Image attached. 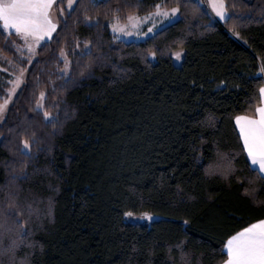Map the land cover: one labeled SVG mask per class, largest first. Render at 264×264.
Segmentation results:
<instances>
[{
  "label": "trees",
  "instance_id": "1",
  "mask_svg": "<svg viewBox=\"0 0 264 264\" xmlns=\"http://www.w3.org/2000/svg\"><path fill=\"white\" fill-rule=\"evenodd\" d=\"M224 2L220 23L197 0H59L31 63L0 27V63L26 69L0 124V212L23 235L0 228V264H223L228 238L264 220V180L235 125L262 103L264 0ZM156 4L180 19L144 42L114 40L115 16ZM147 212L160 219H125Z\"/></svg>",
  "mask_w": 264,
  "mask_h": 264
},
{
  "label": "snow or ice",
  "instance_id": "2",
  "mask_svg": "<svg viewBox=\"0 0 264 264\" xmlns=\"http://www.w3.org/2000/svg\"><path fill=\"white\" fill-rule=\"evenodd\" d=\"M68 7L71 8L73 0H67ZM56 0H0V26L7 32L14 30L15 34L24 41L27 48L28 62L31 63V58L35 55L36 46L45 37L49 39L52 33L56 31L57 24L52 19V9ZM211 6L216 15L222 19H227L225 15L224 0H210ZM156 10L155 15L166 17L169 15L168 11H162V5L156 4L153 6ZM118 11V10H117ZM177 8H172L171 13L175 16ZM63 12L61 11V15ZM153 13H149L144 19H151ZM85 20L88 16L85 15ZM115 23L112 25L113 32H123L125 35L130 34L131 29H136L142 18L136 15H128L126 17L127 23L121 24L119 17L115 16ZM148 31H152L151 28ZM17 52H23V49L17 46ZM63 55V52L61 53ZM154 56L155 53H152ZM177 57L179 58L178 54ZM23 58V57H22ZM11 63V62H9ZM24 70H20V75L16 76L15 80H10L8 83L12 84V89L9 90V99L15 93L16 87L20 85L23 78ZM261 94H264V88L260 89ZM43 98L44 93H40ZM8 100L0 103V114H2L7 107ZM258 118L237 115L235 117L236 126L239 128L240 138L243 140L244 150L247 152V157L251 161L250 171L257 173V178L264 180V107L256 109ZM49 113H44V118L47 120ZM209 121L213 118L210 116ZM29 147L25 141L24 148ZM225 158L220 155V161ZM226 173L231 171L230 161L227 166L222 163L209 165V171L215 172L222 170ZM11 219L10 214L0 212V228H5L12 231L13 226L18 236L23 235V226L19 221H13L12 225L8 224ZM187 223V221H185ZM13 246L16 242L13 241ZM227 249V259L223 264H264V220L253 223L245 227L241 231L236 232L230 236L224 245Z\"/></svg>",
  "mask_w": 264,
  "mask_h": 264
},
{
  "label": "rangeland",
  "instance_id": "3",
  "mask_svg": "<svg viewBox=\"0 0 264 264\" xmlns=\"http://www.w3.org/2000/svg\"><path fill=\"white\" fill-rule=\"evenodd\" d=\"M58 1L59 0H56V3H54L53 9H52V19L54 20V22H56L57 25H58V20H59V14H58L59 12H58V9H57ZM94 1L95 2H99V1H102V0H94ZM197 1L200 2L201 4L205 5L209 9V11L216 18H218L220 20H223L222 18H220L219 16L216 15L215 11L213 10V8L211 6L210 0H197ZM76 2H77V0H73L72 7L69 8L68 4H67V8L69 10L73 9V7L75 6ZM225 9H226V7H225ZM161 10L162 11H168L169 15L166 16V17H161V16H158V15H155L156 11L153 13V16H152L151 19H144L147 15H136V16L141 17L143 22L140 23L136 29H131L130 30V34H128V35H125L123 32H115V33L113 32L112 25H113V23L116 22L115 19H113L112 21H110L108 23V25H109L110 31H111V33H112V35L114 37V40L115 41H119V42H125V43H130V42L140 43V42H144L147 39L153 37L160 30L164 29L165 27H167V26H169L171 24H174L175 22H177L180 19L179 9L176 12L175 16L172 15L171 9L162 8ZM225 15L228 16L227 10L225 11ZM119 21H120V23L122 25L127 23L126 19L125 20L119 19ZM0 27L2 28V26H0ZM149 28H151L152 31L149 32L148 31ZM6 33L8 35H10V34L11 35L12 34L16 35L14 30H9ZM54 33L55 32L52 33V36H53ZM50 39L48 37H45L43 40L40 41L39 45L36 46L35 55L31 58V62L36 57L38 49L45 42L49 41ZM18 40L21 41V44L18 45V47L23 49L22 53L18 52L19 56H20V59L22 57L28 59L29 54L27 52V48L25 47L24 41L21 38H19V37H18ZM177 54H178L179 58L177 57ZM150 58L152 60H155V55L154 56L151 55ZM172 58H173L174 64L176 66H178V67L181 66V64H182V62H183V60L185 58V50L178 49V50L174 51L172 53ZM61 59L63 60L64 66H63V69L61 70L60 74L62 76H64L65 78H68L69 74H70V67H71L70 59L68 58V56L66 54H63ZM9 62H11V63H9ZM21 69L24 70L22 82L20 83V85L18 87H16L15 93L9 99L8 93H9V90L12 89L13 85L8 83V81L15 80L16 76L20 75V70ZM261 76L264 78L263 75H261ZM25 77H26V69L21 66L19 60L13 59L12 57H2V61L0 63V86H3L5 84H9V88H7L5 90V93H6L5 96L0 95V103H3L6 99L8 100L6 110L2 114H0V124H2V122L4 121L6 113H7V110L10 107V105L12 104V102H13L15 96L17 95V93L19 92L20 88L22 87V85H23V83L25 81ZM43 100H44V96H43V98H41V96H40V100H39L38 105H37V109L40 110V111H43V107H42ZM50 119H51V117L49 116L48 120H50ZM125 219H126L127 222L134 223V224L143 223V224L150 225L153 222L159 220L160 217L158 215H156V214L148 213V212L147 213H138V214L127 213L126 216H125Z\"/></svg>",
  "mask_w": 264,
  "mask_h": 264
},
{
  "label": "crops",
  "instance_id": "4",
  "mask_svg": "<svg viewBox=\"0 0 264 264\" xmlns=\"http://www.w3.org/2000/svg\"><path fill=\"white\" fill-rule=\"evenodd\" d=\"M214 16V15H213ZM215 17V16H214ZM227 18H228V16H226ZM215 19L218 21V22H220V23H223L224 21H226L227 19H223V20H220V19H218V18H216L215 17ZM260 107H264V94H262V103H261V105H260ZM259 107V108H260ZM252 118H258V113L256 114V116L255 117H252ZM235 125H236V122H235ZM236 129H237V131H238V134H239V136H240V133H239V128L236 126ZM241 139V138H240ZM241 141H242V144H243V140L241 139ZM243 147H244V144H243ZM246 152V151H245ZM246 156H247V152H246ZM248 158V157H247ZM248 161H249V164H250V166L253 168V167H255V166H252L251 165V161L248 159ZM261 175H264V173H260ZM257 223V222H256ZM225 252H226V254H227V249L225 248Z\"/></svg>",
  "mask_w": 264,
  "mask_h": 264
},
{
  "label": "built area",
  "instance_id": "5",
  "mask_svg": "<svg viewBox=\"0 0 264 264\" xmlns=\"http://www.w3.org/2000/svg\"><path fill=\"white\" fill-rule=\"evenodd\" d=\"M261 75H263V74L261 73Z\"/></svg>",
  "mask_w": 264,
  "mask_h": 264
}]
</instances>
